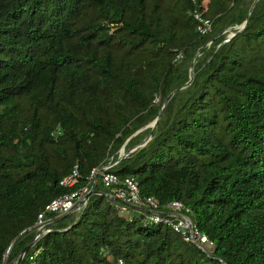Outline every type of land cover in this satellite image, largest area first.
I'll return each instance as SVG.
<instances>
[{"label": "trees", "instance_id": "trees-1", "mask_svg": "<svg viewBox=\"0 0 264 264\" xmlns=\"http://www.w3.org/2000/svg\"><path fill=\"white\" fill-rule=\"evenodd\" d=\"M113 163L189 208L213 254L122 215L99 176L21 264H264V0H0V264Z\"/></svg>", "mask_w": 264, "mask_h": 264}, {"label": "built area", "instance_id": "built-area-1", "mask_svg": "<svg viewBox=\"0 0 264 264\" xmlns=\"http://www.w3.org/2000/svg\"><path fill=\"white\" fill-rule=\"evenodd\" d=\"M193 15L197 21L199 33L201 35L208 34L213 27L212 19L205 17L199 9H195ZM122 155H126L124 149L122 150ZM115 164L106 165L102 168H94L90 175L92 181L90 188L85 187L68 192L54 198L48 203L45 210L38 216L36 225L39 229L35 238L38 239L41 236L39 234L40 229H43L42 233L48 231V225L51 224V221L49 222L48 219L51 218L48 217L47 219L46 215L49 213L56 214L57 217H60L85 207L88 203L85 200L86 193L94 188L95 184L99 181V176H101L103 187L108 190L110 198L116 200V207L122 215L133 218L134 213H138V217H141L145 223H162L163 225L170 226L175 232L181 234L187 243L193 244L208 256L213 254L215 243L206 233L200 230L197 223L192 219L189 208L178 200L169 202L163 208L161 207L160 201L154 196L145 199L142 198L140 183L133 177L125 178L122 185L119 186V177L110 171V168ZM79 176V166L76 164L72 173L66 176L61 181V184H75ZM31 259L34 260V256ZM119 263L123 264V261L120 260Z\"/></svg>", "mask_w": 264, "mask_h": 264}, {"label": "water", "instance_id": "water-1", "mask_svg": "<svg viewBox=\"0 0 264 264\" xmlns=\"http://www.w3.org/2000/svg\"><path fill=\"white\" fill-rule=\"evenodd\" d=\"M255 3H256V1L253 3V5H252V7H251V10H250V13L252 12V10H253V7H254V5H255ZM249 19V18H248ZM248 19L246 20V23L248 22ZM191 83V80L189 81V83L188 84H190ZM174 93V92H173ZM173 93L167 98V101L170 99V97L173 95ZM160 119V116L156 119V121H155V123L152 125L153 127H155L156 126V124H157V122H158V120ZM151 137V134L149 135V138ZM148 138V139H149ZM148 141V140H147ZM146 141V142H147ZM135 149V148H134ZM133 149V150H134ZM132 150V151H133ZM129 153V151H127V153H126V155ZM126 155H122L121 156V158H120V160L122 159V158H124ZM92 193H93V189H90L87 193H86V195H85V200H87V202H88V200H89V198H90V196L92 195ZM42 232H43V229H40V231H39V234H42ZM36 238H34L26 247H25V249L22 251V254H21V257H20V259H19V262H18V264H21L22 263V261L24 260V258H25V256L27 255V253H28V251L30 250V248L35 244V242H36Z\"/></svg>", "mask_w": 264, "mask_h": 264}]
</instances>
